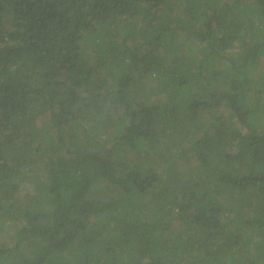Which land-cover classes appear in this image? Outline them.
Instances as JSON below:
<instances>
[{
    "label": "trees",
    "instance_id": "1",
    "mask_svg": "<svg viewBox=\"0 0 264 264\" xmlns=\"http://www.w3.org/2000/svg\"><path fill=\"white\" fill-rule=\"evenodd\" d=\"M0 221V264H264V0H0Z\"/></svg>",
    "mask_w": 264,
    "mask_h": 264
},
{
    "label": "rangeland",
    "instance_id": "2",
    "mask_svg": "<svg viewBox=\"0 0 264 264\" xmlns=\"http://www.w3.org/2000/svg\"><path fill=\"white\" fill-rule=\"evenodd\" d=\"M231 53V52H230ZM0 224H1V221H0Z\"/></svg>",
    "mask_w": 264,
    "mask_h": 264
}]
</instances>
